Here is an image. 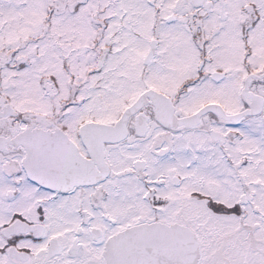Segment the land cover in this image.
<instances>
[{
    "label": "snow or ice",
    "instance_id": "snow-or-ice-1",
    "mask_svg": "<svg viewBox=\"0 0 264 264\" xmlns=\"http://www.w3.org/2000/svg\"><path fill=\"white\" fill-rule=\"evenodd\" d=\"M0 264H264V0H0Z\"/></svg>",
    "mask_w": 264,
    "mask_h": 264
}]
</instances>
